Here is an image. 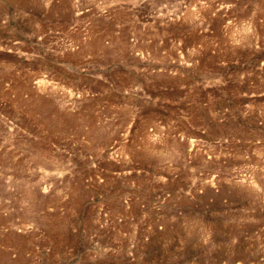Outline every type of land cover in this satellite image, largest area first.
Here are the masks:
<instances>
[{
    "label": "rangeland",
    "instance_id": "1",
    "mask_svg": "<svg viewBox=\"0 0 264 264\" xmlns=\"http://www.w3.org/2000/svg\"><path fill=\"white\" fill-rule=\"evenodd\" d=\"M0 264H264V0H0Z\"/></svg>",
    "mask_w": 264,
    "mask_h": 264
}]
</instances>
